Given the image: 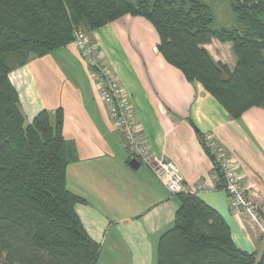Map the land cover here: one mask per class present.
<instances>
[{
	"label": "trees",
	"instance_id": "16d2710c",
	"mask_svg": "<svg viewBox=\"0 0 264 264\" xmlns=\"http://www.w3.org/2000/svg\"><path fill=\"white\" fill-rule=\"evenodd\" d=\"M222 1L233 16L228 27L214 25L213 12L202 0H0L2 264H98L100 254V244L75 211L81 199L66 188V167L77 154L63 135L64 113L58 108L52 122L43 109L26 124L10 73L28 57L74 44L77 31L92 45L88 32L125 15L139 16L154 27L165 60L239 119L249 108L264 109V0ZM213 39L231 44L233 67L205 48ZM99 61L115 76L100 55ZM199 137L216 187L224 188L220 165L205 136ZM175 195L174 223L157 241L155 264H264V247L260 253L238 247L215 208L191 191Z\"/></svg>",
	"mask_w": 264,
	"mask_h": 264
},
{
	"label": "crops",
	"instance_id": "0c3cea01",
	"mask_svg": "<svg viewBox=\"0 0 264 264\" xmlns=\"http://www.w3.org/2000/svg\"><path fill=\"white\" fill-rule=\"evenodd\" d=\"M87 34L123 87L149 151L176 163L189 191L223 216L238 247L260 253V226L245 212H230L228 194L216 187L199 135H210L225 154L264 226V109L252 107L239 119L230 117L201 83L189 81L165 60L154 27L142 17L125 15ZM205 48L221 62L224 50L232 53L230 43L215 39ZM234 63L232 58L228 65ZM18 77L25 83L19 84ZM10 80L30 122L43 109L50 119L58 108L64 113L63 135L77 154L66 167V188L81 199L75 211L100 244L98 264H155L157 241L172 227L178 199L148 166L130 167L123 132L115 127L76 46L29 58Z\"/></svg>",
	"mask_w": 264,
	"mask_h": 264
},
{
	"label": "built area",
	"instance_id": "2783aa9c",
	"mask_svg": "<svg viewBox=\"0 0 264 264\" xmlns=\"http://www.w3.org/2000/svg\"><path fill=\"white\" fill-rule=\"evenodd\" d=\"M75 38L74 45L80 50L82 58L91 69L101 98L106 104L115 127L123 132L130 156L148 166L169 193L189 191L176 163L164 158L156 159L142 142L138 133L139 127L132 116L124 89L111 71L99 61V54L94 46L80 31L75 33ZM204 139L207 147L211 148L214 153L224 175V189L228 194L230 212L236 215L242 212L247 213L260 226L261 232L264 234L259 211L248 199L237 171L229 163L225 154L214 145L210 135H206Z\"/></svg>",
	"mask_w": 264,
	"mask_h": 264
},
{
	"label": "rangeland",
	"instance_id": "374dc122",
	"mask_svg": "<svg viewBox=\"0 0 264 264\" xmlns=\"http://www.w3.org/2000/svg\"><path fill=\"white\" fill-rule=\"evenodd\" d=\"M202 1L205 2L207 5H209V7L211 8V10L213 12V16H214V25L216 27H228L231 25V23L233 22V18H232L233 16L231 14L228 2L222 1V0H202ZM30 56H33V54H30ZM29 58L30 57H28V59ZM221 58L225 61L224 63H226V64H230L232 58H233V60H235L233 54L232 53L230 54L229 52H227L225 50L223 52V57H221ZM28 59H27V61H28ZM17 70H20V66H19V68L17 67V69L15 68L13 71H17ZM18 80H19V84L25 83L24 78L19 79V77H18ZM13 84L16 85L15 83H13ZM98 91H99V89H98ZM99 94H100V92H99ZM20 108L24 114L26 124L30 123V120L26 119V116H25L26 112L23 108V105H20ZM51 119L53 122L54 119L53 118H51ZM0 264H2L1 259H0Z\"/></svg>",
	"mask_w": 264,
	"mask_h": 264
},
{
	"label": "water",
	"instance_id": "95a60500",
	"mask_svg": "<svg viewBox=\"0 0 264 264\" xmlns=\"http://www.w3.org/2000/svg\"><path fill=\"white\" fill-rule=\"evenodd\" d=\"M128 164L130 165V167H132L133 169H137L140 166V163L138 162L137 159L132 158L129 160Z\"/></svg>",
	"mask_w": 264,
	"mask_h": 264
}]
</instances>
